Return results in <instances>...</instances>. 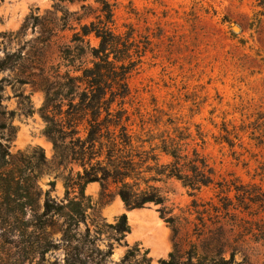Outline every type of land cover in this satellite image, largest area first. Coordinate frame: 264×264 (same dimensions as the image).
I'll use <instances>...</instances> for the list:
<instances>
[{
	"label": "rangeland",
	"instance_id": "obj_1",
	"mask_svg": "<svg viewBox=\"0 0 264 264\" xmlns=\"http://www.w3.org/2000/svg\"><path fill=\"white\" fill-rule=\"evenodd\" d=\"M109 1L113 30L131 38L138 61L122 105L154 137L182 134L215 184L196 193L177 180L159 184L180 219L174 240L159 206L129 209L118 195L105 198L99 182L87 183L91 208L76 236L111 250L105 264H183L190 255L192 263L264 264V0ZM85 4L89 9L77 0H0L5 264H67L64 218L47 216L45 205L72 199L82 170L57 157L41 110L50 102V115L65 111L69 75L81 63L91 66L99 40L75 41L98 14L95 0ZM216 183L229 190L221 193ZM124 215L129 231L117 242L114 227Z\"/></svg>",
	"mask_w": 264,
	"mask_h": 264
},
{
	"label": "trees",
	"instance_id": "obj_2",
	"mask_svg": "<svg viewBox=\"0 0 264 264\" xmlns=\"http://www.w3.org/2000/svg\"><path fill=\"white\" fill-rule=\"evenodd\" d=\"M77 1L84 3V9H89L85 4L89 0ZM95 3L98 5L95 20L81 25L75 34L78 44L86 41L90 44L91 36L99 40L98 46L90 49L91 66L81 63L74 70L76 74L69 75L66 86L70 97L65 111L61 109L59 115H50V102L41 110L48 122L46 134L54 143L57 157L82 170L73 184L72 199L66 204L49 200L45 205L47 216L64 218L67 264H105L112 254L111 250L102 252L94 248L92 240L76 236L77 228L86 221V212L91 208L85 196L87 183L99 182L105 198L118 195L129 209L149 204L159 206L161 217L172 227L174 240L179 237L180 219L168 205L159 184L177 180L193 193L215 184L206 160L196 149L191 153L187 151L182 134L154 137L146 123L132 121L122 101L130 95L128 78L138 64L133 59V42L130 37L114 32L115 13L111 2L95 0ZM138 131L147 137L138 135ZM216 185L221 193L229 190L224 183ZM114 230L116 241L121 242L129 231L126 215ZM176 247L179 250L177 241ZM136 252H131L129 257H135ZM191 258L190 255V260L183 264H203L201 261L192 263ZM127 262L128 259L123 264ZM0 264L5 263L0 259ZM30 264L35 263L30 261Z\"/></svg>",
	"mask_w": 264,
	"mask_h": 264
}]
</instances>
